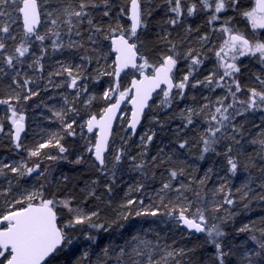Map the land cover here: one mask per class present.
I'll return each instance as SVG.
<instances>
[{
  "label": "snow or ice",
  "instance_id": "1",
  "mask_svg": "<svg viewBox=\"0 0 264 264\" xmlns=\"http://www.w3.org/2000/svg\"><path fill=\"white\" fill-rule=\"evenodd\" d=\"M0 264H264V0H0Z\"/></svg>",
  "mask_w": 264,
  "mask_h": 264
}]
</instances>
